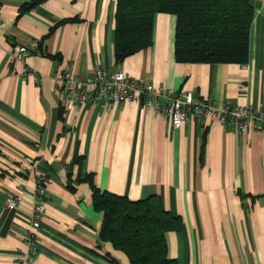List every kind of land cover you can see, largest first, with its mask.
Returning <instances> with one entry per match:
<instances>
[{
  "label": "crops",
  "instance_id": "crops-1",
  "mask_svg": "<svg viewBox=\"0 0 264 264\" xmlns=\"http://www.w3.org/2000/svg\"><path fill=\"white\" fill-rule=\"evenodd\" d=\"M28 2L0 0V264H110L105 253L127 264L109 246L95 247L100 216L86 180L130 201L157 195L181 223L166 234L174 264H264V131L207 118L173 130L135 102L76 105L54 93L61 71L82 77L99 68L197 101L264 110V0H247L244 64L174 62V17L162 13L150 46L116 64L115 0H44L18 14ZM28 41L37 52L15 62ZM37 175L45 179L44 215L31 255ZM9 198H17L13 209Z\"/></svg>",
  "mask_w": 264,
  "mask_h": 264
},
{
  "label": "trees",
  "instance_id": "trees-1",
  "mask_svg": "<svg viewBox=\"0 0 264 264\" xmlns=\"http://www.w3.org/2000/svg\"><path fill=\"white\" fill-rule=\"evenodd\" d=\"M44 0H29L18 14ZM174 17L173 59L176 63L244 64L252 8L247 0H115L112 48L120 63L151 44L155 14ZM90 201L99 214L95 247L109 246L127 264H174L167 256L166 234L180 228V219L150 195L130 201L99 191L90 180ZM103 258L119 264L110 254Z\"/></svg>",
  "mask_w": 264,
  "mask_h": 264
},
{
  "label": "built area",
  "instance_id": "built-area-1",
  "mask_svg": "<svg viewBox=\"0 0 264 264\" xmlns=\"http://www.w3.org/2000/svg\"><path fill=\"white\" fill-rule=\"evenodd\" d=\"M38 44L28 41L16 48L13 56L15 62H20L27 52H37ZM28 72L23 66L19 75ZM54 93L76 105L101 102L103 104L135 102L142 108H148L169 121L170 128L175 130L189 118H207L222 125H232L238 132L249 129L264 131V110L242 107H224L213 102L194 100L188 92L173 91L162 87L153 88L140 80L130 79L121 72L109 73L99 68H93L86 76L76 77L63 70L55 77ZM45 179L41 175L35 177L33 202L28 217L29 233L26 243L31 255L34 254L33 231L39 228L44 215ZM17 198L6 200V207L13 209ZM30 261V258H26Z\"/></svg>",
  "mask_w": 264,
  "mask_h": 264
}]
</instances>
